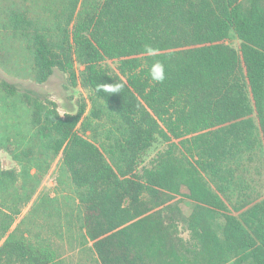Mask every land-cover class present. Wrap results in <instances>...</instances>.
Here are the masks:
<instances>
[{
  "label": "trees",
  "instance_id": "1",
  "mask_svg": "<svg viewBox=\"0 0 264 264\" xmlns=\"http://www.w3.org/2000/svg\"><path fill=\"white\" fill-rule=\"evenodd\" d=\"M48 11L49 25L0 7V64L24 48L36 83L54 69L79 79L89 110L61 115L3 79L0 91L20 95L33 136L76 187V264H264V0H66ZM104 119L99 138L91 122ZM13 221L0 264H65L51 245L7 233Z\"/></svg>",
  "mask_w": 264,
  "mask_h": 264
},
{
  "label": "rangeland",
  "instance_id": "2",
  "mask_svg": "<svg viewBox=\"0 0 264 264\" xmlns=\"http://www.w3.org/2000/svg\"><path fill=\"white\" fill-rule=\"evenodd\" d=\"M65 1L0 0V7L11 4L29 9L49 25L53 19L48 8L59 9ZM30 63V54L21 47L20 51L13 52L10 63L0 64V79L16 84L20 92L31 90L49 97L56 102L61 115L76 112L82 102L86 103L87 113L90 92L80 86L79 79L74 85L66 73L54 69L44 83H36L29 75ZM75 70L78 75L81 67L76 65ZM91 125L96 128L97 136L104 138L110 123L104 119L92 121ZM160 149L162 144L154 143L145 163ZM60 156L59 153L52 157L50 143L33 136L28 109L20 95L11 97L0 91V231L13 219L7 233L16 228L17 234H23L30 241L51 245L65 264H76L85 259L79 226L82 210L76 187ZM182 192L187 193L186 187H182ZM180 208L187 216L193 203L184 198ZM181 235L189 236L184 227Z\"/></svg>",
  "mask_w": 264,
  "mask_h": 264
},
{
  "label": "clouds",
  "instance_id": "3",
  "mask_svg": "<svg viewBox=\"0 0 264 264\" xmlns=\"http://www.w3.org/2000/svg\"><path fill=\"white\" fill-rule=\"evenodd\" d=\"M153 78L157 81H162L164 79V68L162 64L157 63L155 65V70L153 72Z\"/></svg>",
  "mask_w": 264,
  "mask_h": 264
},
{
  "label": "crops",
  "instance_id": "4",
  "mask_svg": "<svg viewBox=\"0 0 264 264\" xmlns=\"http://www.w3.org/2000/svg\"><path fill=\"white\" fill-rule=\"evenodd\" d=\"M59 259H61L62 260V258L59 256Z\"/></svg>",
  "mask_w": 264,
  "mask_h": 264
}]
</instances>
